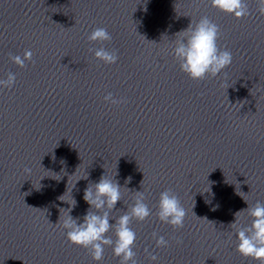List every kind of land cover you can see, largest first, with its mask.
<instances>
[{"label": "clouds", "instance_id": "obj_1", "mask_svg": "<svg viewBox=\"0 0 264 264\" xmlns=\"http://www.w3.org/2000/svg\"><path fill=\"white\" fill-rule=\"evenodd\" d=\"M256 4L257 11L264 16V0H256ZM211 5L237 19L249 14L245 0H211ZM176 35H179V39L175 41L172 54L178 61L180 70L190 79L204 80L208 76L215 77L232 63L231 52L221 50L218 46L219 26L208 17H201L197 22L191 21L185 30ZM87 39L89 42L101 45L99 48L89 49L94 53L95 59L106 65L117 63L119 59L117 52L110 51L103 46L105 42L112 40L106 28L93 29ZM10 59L15 65L24 68L26 62H32L33 53L31 50H26L22 56L14 55L10 56ZM16 79L15 73L8 72L6 78L0 79V89L12 88ZM104 100L113 105L124 102L122 99L113 97L112 93H108ZM24 171L30 174L31 168L26 167ZM121 189L122 187L113 178L102 175L99 182L90 183L84 190L83 199L90 205V208L83 217V222L78 223V218H73L69 214L71 209H68L62 221L60 215L58 226L66 230V238L71 244L88 250L94 261L103 260L107 246L111 247L113 255L119 258V264H138L134 251L137 236L131 224L133 220L145 221L152 215V209L145 202L146 196L143 191L135 193L132 204H126L123 201ZM118 201H123L127 209L121 215L113 217L110 214L116 208ZM245 202L248 207L238 211L235 214V222L231 224L235 228L238 241L236 250L246 259L264 264V202L256 201L254 204H249L246 200ZM75 204L76 201L73 200L72 206L74 207ZM241 212L247 213L251 220L250 224L239 223L238 218ZM155 214L161 222L171 225L174 229H179L184 225L186 209L182 206L178 196L171 189H167L159 195ZM111 220L115 223H110ZM110 232L113 233L115 239L109 235ZM152 236L157 248L168 246V241L164 236H158L156 232H153ZM177 243L181 241L178 240ZM145 251L147 252V249ZM148 255L151 261L158 259L156 255L151 253Z\"/></svg>", "mask_w": 264, "mask_h": 264}]
</instances>
